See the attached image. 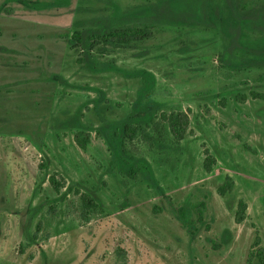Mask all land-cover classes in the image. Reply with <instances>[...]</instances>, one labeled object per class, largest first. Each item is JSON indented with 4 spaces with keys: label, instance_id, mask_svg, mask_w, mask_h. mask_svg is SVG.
Segmentation results:
<instances>
[{
    "label": "rangeland",
    "instance_id": "rangeland-1",
    "mask_svg": "<svg viewBox=\"0 0 264 264\" xmlns=\"http://www.w3.org/2000/svg\"><path fill=\"white\" fill-rule=\"evenodd\" d=\"M77 2L33 9L0 0V264H257L264 99L236 94L264 92V59L225 52L220 28L199 24H164L142 39L92 47L99 60L153 74L156 117L125 147L149 161L154 183L111 162L94 99L102 90L107 114L122 117L139 78L79 61L81 47L68 38L74 19L92 13L74 9ZM171 111L188 115L181 138L164 117ZM77 129L89 134L85 147ZM227 175L231 187L220 194ZM239 199L246 208L236 222Z\"/></svg>",
    "mask_w": 264,
    "mask_h": 264
},
{
    "label": "trees",
    "instance_id": "trees-1",
    "mask_svg": "<svg viewBox=\"0 0 264 264\" xmlns=\"http://www.w3.org/2000/svg\"><path fill=\"white\" fill-rule=\"evenodd\" d=\"M33 9H41L51 5L69 7L72 0H12ZM100 4H92L88 11L92 15L76 18L75 28L68 38L72 46H80L82 54L79 61L91 71H115L127 77H138L139 85L136 98L128 113L119 118L110 117L111 101L99 91L94 99L93 110L97 115L101 133L109 147L111 162L128 175L137 171L143 173L154 183V174L149 161L143 156L130 154L125 142L131 139L137 130L151 124L156 117L157 105L150 95L153 85V74L141 67L126 68L112 59L99 60L91 51L96 43L126 44L131 40L142 39L152 33L154 27L164 24H199L211 28H220L224 36V50L229 52L235 48L239 53L250 57L247 61L264 59V3L247 6L244 0H96ZM78 0L74 9L86 11ZM253 13L260 14L259 22H250ZM259 27V28H257ZM261 30V31H260ZM264 99V92L250 90L249 94L239 92L236 97L246 99L247 96ZM170 131L176 138H181L188 125V115L184 111H171L164 114ZM76 125H79L78 122ZM75 141L85 147L89 134L77 129ZM212 157L206 154L204 166L211 169ZM231 177L217 188L224 194L231 187ZM246 202L238 200L235 221L240 222L245 215ZM184 219L185 215L180 212ZM255 255L257 264H264V247L260 237L256 235Z\"/></svg>",
    "mask_w": 264,
    "mask_h": 264
}]
</instances>
